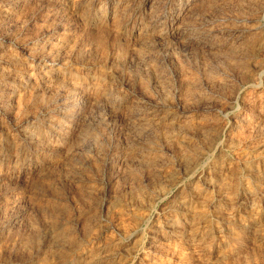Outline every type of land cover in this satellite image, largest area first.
<instances>
[{"label": "rangeland", "instance_id": "374dc122", "mask_svg": "<svg viewBox=\"0 0 264 264\" xmlns=\"http://www.w3.org/2000/svg\"><path fill=\"white\" fill-rule=\"evenodd\" d=\"M67 1L0 0V264H264V0Z\"/></svg>", "mask_w": 264, "mask_h": 264}, {"label": "bare ground", "instance_id": "6f19581e", "mask_svg": "<svg viewBox=\"0 0 264 264\" xmlns=\"http://www.w3.org/2000/svg\"><path fill=\"white\" fill-rule=\"evenodd\" d=\"M65 1H66V0H65ZM255 1H256V0H255ZM61 2H62V0H61ZM90 2H91V1H90ZM140 2H141V1H140ZM213 2H214V1H213ZM48 3H49V2H48ZM136 3H137V2H136ZM178 3H179V2H178ZM200 3H201V2H200ZM224 3H225V2H224ZM241 3H242V2H241ZM263 3H264V2H263ZM63 4H64V3H63ZM67 4H69V5H74V4H75V0H68V1H67ZM202 4H203V3H202ZM206 4H207V3H206ZM217 4H218V3H217ZM254 4H255V3H254ZM61 5H62V4H61ZM81 5H82V4H81ZM83 5H84V4H83ZM118 5H119V4H118ZM198 5H199V4H198ZM200 5H201V4H200ZM175 6H176V5H175ZM201 6H202V5H201ZM64 7H65V6H64ZM82 7H83V6H82ZM85 7H86V6H85ZM115 7H116V6H115ZM117 7H118V6H117ZM196 7H197V6H196ZM211 7H212V6H211ZM211 7H210V9H211ZM244 7H245V6H244ZM71 8H72V7H71ZM74 8H75V7H74ZM83 8H84V7H83ZM198 8H199V7H198ZM206 8H207V7H206ZM215 8H216V7H215ZM111 9H112V8H111ZM71 10H74V9H71ZM77 10H78V9H77ZM87 10H88V9H87ZM114 10H115V8L112 9V10H110V11H114ZM176 10H177V9H176ZM201 10H202V9H201ZM226 10H227V9H226ZM51 11H52V10H51ZM102 11H103V10H102ZM86 12H87V11H86ZM95 12H96V11H95ZM117 12H118V11H117ZM98 13H99V12H98ZM107 13H108V12H107ZM187 13H188V12H187ZM217 13H219V12H217ZM225 13H226V12H225ZM81 14H82V12H81ZM160 14H161V13H160ZM226 14H227V13H226ZM57 15H58V14H57ZM98 15H99V14H98ZM101 15H102V14H101ZM103 15H104V14H103ZM187 15H188V14H187ZM207 15H208V14H207ZM236 15H237V14H236ZM85 16H86V15H85ZM91 16H92V15H91ZM91 16H89V17H91ZM93 16H95V15H93ZM159 16H160V15H159ZM185 16H186V15H185ZM238 16H239V15H238ZM238 16H236V17H238ZM98 17H99V16H98ZM113 17H114V16H113ZM118 17H119V15H118ZM92 18H93V17H92ZM104 18H105V17H104ZM114 18H115V17H114ZM121 18H122V17H121ZM205 18H206V17H205ZM246 18H247V17H246ZM100 19H101V18H100ZM117 19H118V18H117ZM117 19H116V20H117ZM119 19H120V18H119ZM200 19H201V18H200ZM200 19H199V20H200ZM85 20H86V19H85ZM82 21H84V20H82ZM91 21H92V20H91ZM91 21H90V22H91ZM94 21H95V19H94ZM117 21H118V20H117ZM191 21H192V20H191ZM95 22L100 23V21H97V20H96ZM114 22L116 23V21H114ZM180 22H181V21H180ZM187 22H188V21H187ZM208 22H209V21H208ZM111 23H112V22H111ZM118 23H119V22H118ZM198 23H199V22H198ZM93 24H94V23H93ZM116 24H117V23H116ZM254 24H255V23H254ZM198 25H199V24H198ZM223 25H224V24H223ZM229 25H230V24H229ZM116 26H117V25H116ZM149 26H150V25H149ZM182 26H183V25H182ZM182 26H181V27H182ZM184 26H185V25H184ZM236 26H237V25H236ZM104 27H105V26H104ZM151 27H152V26H151ZM205 27H206V26H205ZM240 27H241V26H240ZM244 27H245V26H244ZM148 28H149V27H148ZM152 28H153V27H152ZM217 28H218V27H217ZM229 28H230V27H229ZM113 29H114V28H113ZM113 29H112V30H113ZM120 29H121V28H120ZM106 30H107V29H106ZM141 30H142V29H141ZM143 30H144V29H143ZM173 30H174V29H173ZM200 30H201V29H200ZM145 31H147V30L145 29ZM197 31H198V30H197ZM119 32H120V31H119ZM149 32H150V31H149ZM155 32H156V31H155ZM171 32H172V33H171L170 35H173V36L177 37V39H178V38H181L182 41H183V39L186 40V41L188 40V38L185 37V35L183 34V31H180V28H179V27L177 28V31H176V30H174V31L171 30ZM115 33H116V31H115ZM143 33H144V32H143ZM157 33H158V31H157ZM120 34H121V33H120ZM139 34H140V33H139ZM139 34H137V35H139ZM147 34H148V33H147ZM155 34H156V33H155ZM158 34H159V33H158ZM185 34H186V33H185ZM140 35H141V37H142V34H140ZM115 36H116V35H115ZM93 37H94V36H93ZM143 37H144V36H143ZM143 37H142V38H143ZM146 37H147V35H146ZM74 38H75V37H74ZM111 38H112V37H111ZM115 38H116V37H115ZM149 38H151V37H149ZM149 38H148V39H149ZM173 38H174V37H173ZM192 38H193V37H192ZM64 39H65V38H64ZM137 39H138V38H137ZM152 39H153V38H152ZM161 39H162V38H161ZM190 39H191V38H190ZM195 39H196V38H195ZM115 40H116V39H115ZM142 40H143V39H142ZM252 40H253V39H252ZM138 41H141V40L138 39ZM144 41H145V38H144ZM147 41H148V40H147ZM147 41H146V42H147ZM153 41H154V40H153ZM186 41H185V43H187ZM176 42H177V41H176ZM191 42H193V41H191ZM207 42H208V41H207ZM232 42H233V41H232ZM70 43H71V42H70ZM114 43H115V42H114ZM137 43H138V42H137ZM142 43H144V42H142ZM148 43H149V42H148ZM148 43H146V44H148ZM93 44H94V43H93ZM93 44H92V45H93ZM139 44H141V43H139ZM44 45H45V44H44ZM115 45H116V44H115ZM115 45H114V46H115ZM121 45L123 46V44H121ZM143 45H144V44H143ZM143 45H142V46H143ZM80 46H81V45H80ZM93 46H94V45H93ZM95 46H96V44H95ZM98 46H99V45H98ZM105 46H106V44H105ZM116 46H118V45H116ZM248 46H249V45H248ZM91 47H92V46H91ZM106 47H107V46H106ZM144 47H145V45H144ZM232 47H233V46H232ZM236 47H237V46H236ZM37 48H38V47H37ZM56 48H57V47H56ZM69 48H70V47H69ZM95 48H96V47H95ZM102 48H103V47H102ZM246 48H247V47H246ZM57 49H58V48H57ZM117 49H118V48H117ZM123 49H124V47H122V50H123ZM141 49H142V48H141ZM198 49H199V48H198ZM233 49H234V48H233ZM238 49H239V48H238ZM238 49H237V50H238ZM251 49H252V48H251ZM58 50H59V49H58ZM70 50H71V49H70ZM70 50H69V51H70ZM73 50H74V49H73ZM114 50H115V49H114ZM119 50H120V49H119ZM119 50H118V52H119ZM231 50H232V48H231ZM253 50H254V48H253ZM77 51H78V50H77ZM100 51H101V50H100ZM103 51H104V48H103ZM103 51H102V52H103ZM131 51H132V50H131ZM138 51H139V50H138ZM201 51H202V50H201ZM222 51H223V50H222ZM104 52H105V51H104ZM104 52H103V53H104ZM146 52H147V51H146ZM216 52H217V51H216ZM232 52H233V51H232ZM246 52H247V51H246ZM248 52H249V50H248ZM121 53H122V52H121ZM121 53H120V54H121ZM133 53H135V52H133ZM140 53H141V51H140ZM144 53H145V52H144ZM212 53H213V51H212ZM230 53H231V52H230ZM94 54H95V53H94ZM104 54H105V53H104ZM123 54H124V53H123ZM150 54H151V53H150ZM231 54H232V53H231ZM242 54H243V52H242ZM244 54H245V50H244ZM244 54H243V55H244ZM84 55H85V54H84ZM117 55H118V54H117ZM240 55H241V54H240ZM246 55H247V54H246ZM145 56H146V54H145ZM227 56H228V55H227ZM232 56H234V55L232 54ZM249 56H250V55H249ZM3 57H4V56H3ZM111 57H112V56H111ZM120 58H122V57H120ZM138 58H139V57H138ZM229 58H230V57H229ZM233 58H234V57H233ZM112 59H113V58H112ZM117 59H119V57H118ZM139 59H140V58H139ZM244 59H245V58H244ZM247 59H248V58H247ZM96 60H97V59H96ZM137 60H138V59H137ZM140 60H141V59H140ZM143 60H144V59H143ZM204 60H205V59H204ZM252 60H253V59H252ZM102 61H103V60H102ZM120 61H121V60H120ZM233 61H234V60H233ZM246 61H247V60H246ZM246 61H245V62H246ZM142 62H143V61H142ZM82 63H83V62H82ZM109 63H110V62H109ZM225 63H226V62H225ZM229 63H230V61H229ZM229 63H228V64H229ZM233 63H234V62H233ZM242 63H243V62H242ZM228 64H227V65H228ZM231 64H232V63H231ZM147 65H148V64H147ZM152 66H153V65H152ZM241 66H242V65H241ZM243 66H244V65H243ZM112 67L114 68V66H112ZM178 67H179V66H178ZM115 68H116V67H115ZM181 68H182V67H181ZM233 68H234V67H233ZM20 69H21V68H20ZM49 69H50V68H49ZM182 69H183V68H182ZM182 69H180V70H182ZM239 69H240V68H239ZM117 70H118V69H117ZM117 70H116V71H117ZM26 71H27V70H26ZM67 71H68V70H67ZM73 71H74V70H73ZM241 71H242V70H241ZM54 72H55V71H54ZM57 72H58V71H57ZM59 72H60V71H59ZM101 72H102V70H101ZM101 72H99V73H101ZM115 73H116V72H115ZM179 73H180V72H179ZM107 74H108V73H107ZM210 74H211V73H210ZM213 74H214V73H213ZM224 74H225V73H224ZM248 74H249V73H248ZM0 75H1V74H0ZM62 75H63V74H62ZM71 75H72V74H71ZM101 75H102V74H101ZM178 75H179V74H178ZM194 75H195V74H194ZM194 75H193V76H194ZM1 76H2V75H1ZM75 76H76V75H75ZM75 76H74V77H75ZM142 76H143V75H142ZM187 76H188V75H187ZM189 76H190V75H189ZM195 76H196V75H195ZM214 76H215V75H214ZM218 76H219V75H218ZM32 77H33V76H32ZM57 77H58V75H57ZM78 77H79V76H77V79H78ZM145 77H146V76H145ZM159 77H160V76H159ZM49 78H50V77H49ZM81 78H82V77H81ZM190 78H191V77H190ZM209 78H210V77H209ZM218 78H219V77H218ZM51 79H52V78H51ZM93 79H94V78H93ZM57 80H58V79H57ZM57 80H56V81H57ZM98 80H99V79H98ZM187 80H189V79H187ZM191 80H192V79H191ZM193 80H194V79H193ZM193 80H192V81H193ZM210 80H211V79H210ZM38 81H39V80H38ZM50 81H51V80H50ZM52 81H53V80H52ZM72 81H73V80H72ZM78 81H79V80H78ZM81 81H82V80H81ZM137 81H138V80H137ZM160 81H161V80H160ZM20 82H21V81H20ZM83 82H84V81H83ZM85 82H86V81H85ZM85 82H84V83H85ZM92 82H93V81H92ZM92 82H91V83H92ZM194 82H195V81H194ZM11 83H12V82H11ZM70 83H71V82H70ZM96 83H97V82H96ZM189 83H191V82H189ZM189 83H188V84H189ZM58 84H62V83L60 82V83H58ZM78 84H79V83H78ZM94 84H95V83H94ZM164 84H165V83H164ZM53 85H54V84H53ZM71 85H72V84H70V88H71ZM76 85H77V84H76ZM185 85H186V84H185ZM192 85H193V84H192ZM57 86H58V85H57ZM59 86H60V85H59ZM61 86H62V85H61ZM63 86H64V85H63ZM72 86H73V85H72ZM82 86H83V85H82ZM105 86H106V85H105ZM105 86H104V87H105ZM166 86H167V85H166ZM193 86H194V85H193ZM19 87H20V86H19ZM89 87H90V86H89ZM152 87H153V86H152ZM185 87L188 88L187 86H185ZM185 87H184V88H185ZM189 87H190V85H189ZM78 88H79V87H78ZM139 88H140V87H139ZM146 88H147V87H146ZM169 88H170V87H169ZM74 89H75V87H74ZM76 89H77V88H76ZM180 89H181V88H180ZM191 89H194V88H191ZM196 89H197V88H196ZM64 90H67V89H64ZM71 90H72V89H71ZM83 90H84V88H83ZM92 90H93V88H92ZM107 90H108V89H107ZM107 90H106L105 92H107ZM186 90H187V89H185L184 91L186 92ZM1 91H2V90H1ZM32 91H33V90H32ZM88 91H89V90H88ZM117 91H118V90H117ZM196 91H197V90H196ZM67 92H68V90H67ZM94 92H95V96H96V97H98V96L101 97L102 95H105V94H104V91H103V88H101V85H100V86H96ZM148 92H149V91H148ZM48 93H49V92H48ZM70 93H71V92H70ZM70 93H69V94H70ZM72 93H73V92H72ZM84 93H85V92H84ZM108 93H109V91H108ZM183 93H184V92H183ZM188 93H189V92H188ZM188 93H187V94H188ZM190 93H191V92H190ZM190 93H189V95H190ZM33 94H34V93H33ZM110 94H111V93H109V95H110ZM180 94H181V93H180ZM185 94H186V93H185ZM67 95H68V93H67ZM74 95H75V94H74ZM106 95H107V94H106ZM59 96H60V95H59ZM70 96H71V95H70ZM110 96H111V95H110ZM149 96H150V95H149ZM100 97H99V98H100ZM184 97H185V96H184ZM192 97H193V96H192ZM94 98H95V97H94ZM101 98H102V97H101ZM109 98L111 99L112 97H109ZM151 98H152V97H151ZM52 99H53V98H52ZM88 99H90V98H88ZM95 99H96V98H95ZM178 99H179V98H178ZM188 99H189V98H188ZM191 99H192V98H190L189 100H191ZM102 100L104 101L103 98H102ZM112 100H113V99H112ZM161 100H162V99H161ZM168 100H169V99H168ZM182 100H183V99H182ZM186 100H187V99H186ZM189 100H188V101H189ZM49 101H50V100H49ZM91 101H92V100H91ZM116 101H117V100H116ZM188 101H187V102H188ZM119 102H120V101H119ZM98 103H99V102H98ZM103 103H104V102H103ZM132 103H133V102H132ZM168 103H169V102H168ZM89 104H90V103H89ZM108 104H109V103H108ZM111 104H112V103H111ZM61 105H62V104H61ZM81 106H82V105H81ZM84 106H85V105H84ZM111 107H112L113 109H117V108H118V104L114 101V103H113V105H112ZM258 107H259V106H258ZM260 107H261V106H260ZM19 108H20V107H19ZM59 108H60V107H59ZM102 108H103V107H102ZM140 109H141V108H140ZM262 109H263V108H262ZM186 110H188V108H187ZM36 111H37V110H36ZM32 112H33V111H32ZM36 113H37V112H36ZM80 113H81V112H80ZM111 113H112V112H111ZM117 113H118V111H117ZM135 113H136V112H135ZM114 114H116V112H115ZM174 114H176V113H174ZM200 114H201V113H200ZM23 115H24V114H23ZM135 115H136V114H135ZM155 115H156V114H155ZM161 115H163V114H161ZM253 115H254V114H253ZM87 116H88V115H87ZM98 116H99V115H98ZM197 116H198V115H197ZM203 117H204V115H203ZM83 118H84V117H83ZM109 118H110V117H109ZM112 118H113V117H112ZM159 118H160V117H159ZM161 118H162V116H161ZM163 118H164V117H163ZM143 119H144V118H143ZM170 119H172V118H170ZM170 119H168V120H170ZM130 120H131V119H130ZM139 120H140V119H139ZM173 120H174V119H173ZM186 120H187V119H186ZM196 120H197V119H196ZM145 121H146V120H145ZM152 121H153V120H152ZM157 121H158V120H157ZM165 121H166V120H165ZM179 121H180V120H179ZM197 121H198V120H197ZM140 122H141V120H140ZM140 122H137V123H139V125H141ZM142 122H144V121H142ZM149 122H150V121H149ZM153 122H154V121H153ZM161 122H162V121H161ZM161 122H159V123H161ZM173 122H174V121H173ZM177 122H178V121H177ZM184 122H188V120H187V121H184ZM184 122H183V123H184ZM261 122H262V121H261ZM150 123H151V122H150ZM178 123H179V122H178ZM183 123H182V124H183ZM255 123H257V120H256ZM64 124H65V123H64ZM131 124H133V123H131ZM156 124H157V123H156ZM163 124H165V122L162 123V125H163ZM171 124H172V123H171ZM186 124H187V123H186ZM198 124H199V123H198ZM220 124H221V123H220ZM248 124H249V123H248ZM82 125H83V124H82ZM135 125H136V123H135ZM147 125L149 126V124H147ZM154 125H155V123H154ZM167 125H168V124H167ZM190 125H191V124H190ZM130 126H131V125H130ZM143 126H146L145 123H144ZM150 126H151V124H150ZM156 126H157V125H156ZM156 126H155V128H156ZM158 126H159V125H158ZM193 126H194V125H193ZM81 127H82V126H81ZM85 127H86V126H85ZM135 127L138 128L137 126H135ZM146 127H147V126H146ZM159 127H160V126H159ZM176 127H177V126H176ZM180 127H182V126H180ZM187 127H188V126H187ZM189 127H191V126H189ZM194 127H195V126H194ZM82 128H83V127H82ZM87 128H88V126H87ZM149 128H150V127H149ZM167 128H168V127H167ZM182 128H184V127H182ZM33 129H34V128H33ZM84 129H85V128H84ZM90 129H91V128H90ZM143 129H144V127H143ZM150 129H151V128H150ZM157 129H158V128H157ZM170 129H171V128H170ZM178 129H179V126H178ZM189 129H190V128H189ZM212 129H213V128H212ZM24 130H26V129H24ZM36 130H37V129H36ZM91 130H92V129H91ZM91 130H90V131H91ZM101 130H102V129H101ZM148 130H149V129H148ZM181 130H182V129H181ZM183 130H184V129H183ZM197 130H199V128H198ZM30 131H32V130H30ZM82 131H84V130H82ZM92 131L94 132V130H92ZM143 131H144V130H143ZM143 131H142V133H141V132H140V133L143 134ZM165 131H166V130H165ZM165 131H164V132H165ZM167 131H168V130H167ZM201 131H202V130H201ZM248 131H249V130H248ZM86 132H89L88 129L86 130ZM168 132H169V131H168ZM29 133H30V132H29ZM31 133H32V132H31ZM66 133H67V132H66ZM136 133H137V132H136ZM136 133H134V134H136ZM140 133H139V134H140ZM149 133H150V131H149ZM151 133H152V132H151ZM169 133H170V132H169ZM233 133H234V132H233ZM37 134H38V133H37ZM81 134H84V133H81ZM90 134H91V133H90ZM90 134H89V135H90ZM97 134H98V133H97ZM165 134H167V132H165ZM253 134H254V133H253ZM29 135H30V134H29ZM32 135L34 136V134H32ZM76 135H77V134H76ZM91 135H92V134H91ZM91 135H90V136H91ZM24 136H25V135H24ZM33 136H32V137H33ZM83 136H85V135H83ZM163 136H164V134H163ZM166 136H167V135H166ZM186 136H187V135H186ZM26 137H27V136H26ZM86 137H88V134H87ZM95 137H96V136H95ZM95 137H94V138H95ZM140 137H142V136H140ZM156 137H157V136H156ZM238 137H240V136H238ZM1 138H2V137H1ZM8 138H9V137H8ZM10 138H11V137H10ZM77 138H78V137H77ZM77 138H75V139H77ZM79 138H80V137H79ZM98 138H99V137H98ZM98 138H96V139H98ZM207 138H208V137H207ZM30 139H31V137H30ZM33 139H34V138H33ZM82 139H83V138H82ZM84 139H85V138H84ZM87 139H88V138H87ZM90 139H91V138H89V140H90ZM138 139H139V138H138ZM158 139H159V138H158ZM183 139H184V138H183ZM201 139H202V138H201ZM226 139H227V138H226ZM236 139H237V138H236ZM56 140H57V139H56ZM93 140H94V139H92V142H93ZM126 140H127V139H126ZM141 140H142V139H141ZM180 140H182V138H181ZM237 140H238V139H237ZM237 140H236V141H237ZM39 141H40V140H39ZM39 141H38V144H41V142H39ZM63 141H64V140H63ZM65 141H66V140H65ZM84 141H85V140H84ZM87 141H88V140H87ZM96 141H97V140H96ZM173 141H175V140H173ZM224 141H225V140H224ZM241 141H242V140H241ZM139 142H140V141H139ZM150 142H151V141H150ZM153 142H154V141H152V143H153ZM159 142H160V139H159ZM60 143H61V142H60ZM64 143H65V142H64ZM89 143H90V142H89ZM94 143L96 144V142H94ZM99 143H100V142H99ZM145 143H146V142H145ZM176 143H177V142H176ZM82 144H83V143H82ZM86 144H88V143H86ZM91 144H92V143H91ZM150 144H151V143H150ZM172 144H173V143H172ZM21 145H22V144H21ZM46 145H47V144H46ZM48 145H49V144H48ZM83 145H85V142H84ZM83 145H81V147H82ZM142 145H143V144H142ZM9 146H10V145H9ZM14 146H15V145H14ZM157 146H158V145H157ZM247 146H248V145H247ZM47 147H49V146H47ZM50 147H51V146H50ZM96 147H97V146H96ZM96 147H95V148H96ZM98 147H99V146H98ZM134 147H135V146H134ZM151 147H152V146H151ZM249 147H250V146H249ZM249 147H248V149H249ZM254 147H255V146H254ZM263 147H264V146H263ZM82 148H83V147H82ZM101 148H102V147H101ZM153 148H154V147H153ZM177 148H178V147H177ZM2 149H3V148H2ZM60 149H61V148H60ZM98 149H99V148H98ZM32 150H33V149H32ZM50 150H51V149H50ZM55 150H56V149H55ZM104 150H105V149H104ZM263 150H264V149H263ZM35 151H36V150H35ZM158 151H159V150H158ZM168 151H169V150H168ZM220 151H221V150H220ZM260 151H261V150H260ZM84 152H85V151H84ZM125 152H126V151H125ZM56 153H57V152H56ZM104 153H105V152H104ZM143 153H144V152H143ZM164 153H165V152H164ZM164 153H163V154H164ZM179 153H180V152H179ZM81 154H82V153H81ZM87 154H88V153H87ZM98 154H99V153H98ZM221 154H222V153H221ZM261 154H262V153H261ZM68 155H69V154H68ZM129 155H130V154H129ZM149 155H150V154H149ZM210 155H211V154H210ZM89 156H90V155H89ZM89 156H88V157H89ZM140 156H141V155H140ZM140 156H139V157H140ZM221 156H222V155H221ZM235 156H236V155H235ZM248 156H249V155H248ZM250 156H251V155H250ZM49 157H50V156H49ZM58 157H59V156H58ZM77 157H78V155H77ZM86 157H87V156H86ZM103 157H104V156H103ZM161 157H162V156H161ZM206 157H207V156H206ZM51 158H52V157H51ZM54 158L56 159V157H54ZM81 158H82V157H81ZM104 158H105V157H104ZM159 158H160V157H159ZM180 158H181V157H180ZM235 158H236V157H235ZM55 159H53V160H55ZM57 159H58V158H57ZM64 159H65V158H64ZM69 159H70V158H69ZM140 159H141V157H140ZM144 159H145V158H144ZM147 159H149V158H147ZM147 159H145V160H147ZM241 159H242V158H241ZM48 160H49V159H48ZM79 160H80V159H79ZM145 160L143 161V163L146 162ZM151 160H153V159H151ZM157 160H158V159H157ZM160 160H162V159H160ZM222 160H223V159H222ZM74 161H75V160H74ZM85 161H86V160H85ZM141 161H142V160H141ZM228 161H229V160H228ZM47 162H48V161H47ZM52 162H53V161H52ZM55 162H56V161H55ZM55 162H54V163H55ZM65 162H66V161H65ZM65 162H64V163H65ZM98 162H99V161H98ZM241 162H242V161H241ZM256 162H257V161H256ZM263 162H264V161H263ZM37 163H38V162H37ZM151 163H152V162H151ZM169 163H170V162H169ZM60 164H61V163H60ZM206 164H207V163H206ZM218 164H219V163H218ZM244 164H245V163H244ZM56 165H57V164H56ZM99 165H100V164H99ZM141 165H142V164H141ZM143 165H144V164H143ZM143 165H142V166H143ZM150 165H151V164H150ZM153 165H154V164H153ZM160 165H161V164H160ZM245 165H246V164H245ZM245 165H243V166L245 167ZM24 166H25V165H24ZM142 166H141V167H142ZM66 167H67V165H66ZM74 167H75V166H74ZM126 167H127V166H126ZM145 167H146V166H145ZM150 167H151V166H150ZM171 167H172V166H171ZM251 167H252V166H251ZM254 167H255V166H254ZM50 168H51V167H50ZM186 168H187V167H186ZM245 168L248 169V167H245ZM52 169H53V168H52ZM65 169H66V168H65ZM99 169H100V168H99ZM167 169H169V168H167ZM167 169H166V170H167ZM193 169H194V168H193ZM227 169H228V168H227ZM236 169H237V168H236ZM236 169H235V170H236ZM241 169H242V168H241ZM250 169H251V168H250ZM58 170H59V169H58ZM66 170H68V169H66ZM131 170H132V169H131ZM135 170H136V168H135ZM182 170H183V169H182ZM182 170H181V171H182ZM203 170H204V169H203ZM43 171H44V170H43ZM47 171H48V170H47ZM84 171H85V170H84ZM95 171H96V170H95ZM126 171H128V170H126ZM236 171H237V170H236ZM236 171H235V172H236ZM253 171H254V170H252V172H253ZM75 172H76V171H75ZM221 172H222V171H221ZM235 172H234V173H235ZM249 172H250V171H249ZM254 172H255V171H254ZM90 173H91V172H90ZM183 173H185V172H183ZM187 173H188V172H187ZM246 173H247V171H246ZM246 173H245V174H246ZM232 174H233V172H232ZM236 174H237V173H236ZM245 174H244V176H245ZM248 174H249V173H248ZM252 174H253V173H252ZM147 175H148V174H147ZM177 175H178V174H177ZM180 175H181V174H180ZM209 175H210V174H209ZM246 175H247V174H246ZM254 175H255V173H254ZM262 175H263V174H262ZM190 176H191V175H190ZM207 176H208V175H207ZM242 176H243V175H242ZM79 177H80V175H79ZM147 177H148V176H147ZM161 177H162V176H161ZM214 177H215V176H214ZM233 177H234V176H233ZM237 177H238V176H237ZM245 177H246V176H245ZM228 179H229V178H228ZM232 179H233V178H232ZM81 180H82V179H81ZM86 180H87V179H86ZM96 180H97V179H96ZM256 180H257V179H256ZM260 180H261V179H260ZM26 181H27V179H26ZM234 181H235V180H234ZM74 182H75V181H74ZM222 182H223V181H222ZM237 182H238V180H237ZM237 182H236V183H237ZM241 182H242V180H241ZM250 182H251V181H250ZM254 182H255V180H254ZM259 182H260V181H259ZM211 183H212V182H211ZM224 183H225V182H224ZM231 183H232V181H231ZM244 183H245V182H244ZM246 183H247V182H246ZM255 183H257V182H255ZM3 184H4V183H3ZM27 184H28V183H27ZM50 184H51V183H50ZM229 184H230V183H229ZM22 185H23V184H22ZM247 185H248V184H247ZM253 185H254V184H253ZM26 186H27V185H26ZM38 186H40V185H38ZM114 186H115V185H114ZM117 186H118V185H117ZM135 186H136V185H135ZM244 186H245V185H244ZM248 186H249V185H248ZM254 186H255V185H254ZM257 186H258V185H257ZM22 187H23V186H22ZM36 187H37V186H36ZM40 187H41V186H40ZM49 187H50V186H49ZM49 187H48V188H49ZM51 187H52V186H51ZM94 187H95V186H94ZM187 187H188V185H187ZM246 187H247V186H246ZM116 188H118V187H116ZM229 188H230V187H229ZM24 189H25V188H24ZM192 189H193V188H192ZM196 189H197V188H196ZM196 189H195V190H196ZM0 190H1V189H0ZM51 190H52V189H51ZM65 190H66V189H65ZM229 190H230V189H229ZM249 190H250V189H249ZM2 191H3V190H2ZM66 191H67V190H66ZM76 191H77V190H76ZM76 191H75V192H76ZM122 191H123V190H122ZM133 191H134V190H133ZM188 191H189V190H188ZM28 192H29V191H28ZM67 192H68V191H67ZM125 192H126V191H125ZM140 192H141V191H140ZM203 192H204V191H203ZM120 193H121V192H120ZM120 193H119V194H120ZM127 193H128V192H127ZM27 194H28V193H27ZM56 194H57V193H56ZM80 194H81V193H80ZM80 194H79V195H80ZM133 194H134V193H133ZM189 194H190V193H189ZM57 195H58V194H57ZM116 195H117V194H116ZM202 195H203V194H202ZM15 196H16V195H15ZM127 196H128V195H127ZM135 196H136V195H135ZM219 196H220V195H219ZM233 196H234V195H233ZM123 197H124V196H123ZM30 198H31V197H30ZM221 198H222V197H221ZM233 198H234V197H233ZM35 199H36V198H35ZM139 199H140V198H139ZM3 200H4V199H3ZM32 200H33V198H32ZM62 200H63V198H62ZM228 200H229V198H228ZM35 201H36V200H35ZM48 201H49V200H48ZM76 201H77V200H76ZM195 201H196V200H195ZM195 201H194V202H195ZM199 201H200V200H199ZM204 201H206V200H204ZM230 201H231V200H230ZM54 202H55V201H54ZM60 202H61V201H60ZM98 202H99V201H98ZM174 202H175V201H174ZM190 202H191V201H190ZM192 202H193V201H192ZM221 202H222V201H221ZM134 203H135V202H134ZM197 203H198V202H197ZM203 203H204V202H203ZM7 204H8V203H7ZM13 204H14V203H13ZM59 204H60V203H59ZM62 204H63V203H62ZM137 204H138V203H137ZM223 204H224V203H223ZM244 204H245V203H244ZM66 205H67V204H66ZM40 206H42V205H40ZM47 206H48V205H47ZM96 206H97V205H96ZM198 206H200V205H198ZM203 206H204V204H203ZM230 206H231V204H230ZM241 206H242V205H241ZM61 207H62V206H61ZM78 207H79V206H78ZM175 208H176V207H175ZM177 208H178V207H177ZM198 208H199V207H198ZM201 208H202V207H201ZM87 209H88V208H87ZM195 209H196V208H195ZM202 209H203V208H202ZM217 209H218V208H217ZM181 210H182V209H181ZM199 210H200V208H199ZM203 210H204V209H203ZM256 211H258V210H256ZM198 212H199V211H198ZM200 212H201V211H200ZM204 212H205V211H204ZM218 212H219V211H218ZM53 213H54V211H53ZM59 213H60V212H59ZM190 213H191V212H190ZM51 214H52V213H51ZM68 215H69V214H68ZM189 215H190V214H189ZM195 215H196V214H195ZM219 215H222V214H219ZM59 216H60V215H59ZM201 216H202V215H201ZM56 217H57V216H56ZM69 217H70V215H69ZM180 217H181V216H180ZM190 217H191V216H190ZM208 217H209V216H208ZM215 218H216V217H215ZM83 219H84V218H83ZM169 219H170V218H169ZM192 219H193V218H192ZM198 219H199V218H198ZM28 220H29V219H28ZM173 220H174V219H173ZM225 220H226V219H225ZM95 221H96V220H95ZM170 221H171V220H170ZM52 222H53V220H52ZM193 222H194V221H193ZM53 223H54V222H53ZM81 224H82V222H81ZM172 224H173V223H172ZM174 225H175V224H174ZM188 225H189V224H188ZM228 225H229V224H228ZM243 225H244V224H243ZM176 226H177V225H176ZM88 227H89V226H88ZM207 227H208V226H207ZM215 227H216V226H215ZM224 227H225V226H224ZM245 227H246V226H245ZM171 228H172V227H171ZM260 228H261V227H260ZM161 229H162V228H161ZM187 229H188V228H187ZM190 229H191V228H190ZM202 229H203V228H202ZM214 229H215V228H214ZM253 229H254V228H253ZM247 230H248V229H247ZM92 231H93V230H92ZM126 231H127V229H126ZM176 231H177V230H176ZM181 231H182V230H181ZM205 231H206V230H205ZM232 231H234V230H232ZM242 231H243V230H242ZM35 232H36V231H35ZM164 232H165V231H164ZM188 232H189V231H188ZM216 232H217V231H216ZM262 232H263V231H262ZM233 233H234V232H233ZM237 233H238V232H237ZM260 233H261V232H260ZM82 234H83V232H82ZM12 235H13V234H12ZM179 235H180V234H179ZM181 235H182V233H181ZM245 235H246V234H245ZM160 236H161V235H160ZM217 236H218V235H217ZM252 236H253V235H252ZM12 237H13V236H12ZM20 237H21V236H20ZM52 237H53V236H52ZM73 237H74V236H73ZM189 237H190V236H189ZM189 237H187V238H189ZM232 237H233V236H232ZM236 237H237V236H236ZM240 237H241V236H240ZM69 238H70V237H69ZM194 238H195V237H194ZM216 238H217V237H216ZM233 238H234V237H233ZM255 238H256V237H255ZM11 239H12V238H11ZM17 239H18V238H17ZM53 239H54V238H53ZM74 239H75V238H74ZM180 239H181V238H180ZM252 239H253V238H252ZM54 240H55V239H54ZM238 240H241V239L238 238ZM71 241H72V240H71ZM172 241H173V240H172ZM207 241H208V240H207ZM232 241H234V239H233ZM236 241H237V240H236ZM245 241H246V240H245ZM247 241H248V240H247ZM261 241H262V240H261ZM210 242H211V241H210ZM221 242H222V241H221ZM39 243H40V242H39ZM236 243H237V242H236ZM42 244H43V243H42ZM75 244H76V243H75ZM244 244H245V243H244ZM255 245H256V244H255ZM42 246H43V245H42ZM204 247H205V246H204ZM109 248H110V247H109ZM223 248H224V247H223ZM50 249H51V248H50ZM76 249H77V248H76ZM174 249H175V247H174ZM176 249H177V248H176ZM260 249H261V248H260ZM52 250H53V249H52ZM90 250H91V249H90ZM96 250H97V249H96ZM107 250H108V249H107ZM205 250H206V249H205ZM256 250H257V249H256ZM112 251H113V250H112ZM160 251H161V250H160ZM177 251H178V249H177ZM201 251H202V250H201ZM258 251H259V250H258ZM204 252H205V251H204ZM8 253H9V252H8ZM109 253H110V252H109ZM109 253H107V254L109 255ZM44 254H45V253H44ZM4 255H5V254H4ZM65 255H66V254H65ZM231 255H232V254H231ZM234 255H235V254H234ZM224 256H225V255H224ZM73 257H74V256H73ZM36 258H37V257H36ZM58 258H59V257H58ZM70 258H71V257H70ZM94 258H95V257H94ZM176 258H177V257H176ZM220 259H221V258H220ZM230 259H231V258H230ZM106 260H107V259H106ZM188 260H189V259H188ZM114 261H115V260H114ZM214 261H215V260H214ZM216 261H217V260H216ZM4 262H5V261H4ZM241 262H242V261H241ZM87 263H88V262H87ZM95 263H96V262H95ZM213 263H214V262H213ZM58 264H59V263H58ZM114 264H115V263H114ZM216 264H217V263H216ZM245 264H246V263H245Z\"/></svg>", "mask_w": 264, "mask_h": 264}]
</instances>
